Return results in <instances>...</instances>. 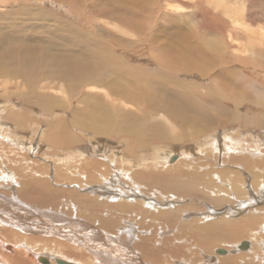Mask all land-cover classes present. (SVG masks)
<instances>
[{"label": "bare ground", "instance_id": "6f19581e", "mask_svg": "<svg viewBox=\"0 0 264 264\" xmlns=\"http://www.w3.org/2000/svg\"><path fill=\"white\" fill-rule=\"evenodd\" d=\"M56 1L70 4L73 2L72 4L77 7L87 9V19L90 22L88 21L86 27L91 31L79 32L78 28H83L79 19H77L79 23L77 20L69 23L64 18L51 15L53 13L49 11L17 7L20 1L16 5L6 4L5 7L9 10L5 15L0 11V57L3 58L0 61V79L6 80L2 81L4 87L2 97L4 100L13 97L24 109L38 108L47 114L56 110L65 111L66 114L74 99L78 100L79 105H83L84 99H81V95L91 97L88 101L97 99L99 103L92 105L94 111H87L86 105L78 106L76 111L69 112L72 116L69 121L66 122L62 118L58 121V125L50 128V132L58 135L57 141L53 144L68 151V148L79 143V137L63 135V129L71 125L80 132L86 134L91 132L98 138L120 141L124 152L110 146L113 150L109 151L101 145L103 149H98V152L103 157L96 155V159L108 158L105 167L102 162L100 163L103 165L87 163L83 157L85 153L73 154L74 152L69 150L73 160H79L75 171L82 173L80 178L87 181L88 185L78 187L83 193L81 196H76L74 192H65L63 195L60 191L52 195L54 197L63 195V199L70 202L67 204L68 210L64 211L68 215L72 214L76 220L64 225L63 229L64 234L72 238L70 241L73 244L64 245L62 241L48 240L54 245H59L58 254L64 258L63 260L57 256L31 255V251L26 249L29 245L25 242L20 243V248L25 247V250L14 251L1 243L4 250L2 253L9 260L7 262L9 264L20 262L75 264L73 261L77 259L79 264H142V262L147 264L150 258L156 263L169 264L165 256L173 259L171 255L175 253V249L178 250V247L173 245L174 243H168V240L172 237H180L181 246L179 244L178 246L185 250L191 248L184 246L186 242L183 237L186 236L194 239L195 244L190 253L188 252L187 258L190 260H197L195 253L191 254L194 248L204 244H217L226 252L225 255L216 257L218 264H264V253H261L264 252V152L262 151L264 150V116L241 115L242 112L234 108L231 110L232 123L241 124L239 131L230 128L231 116L230 118L225 116L229 113L225 108L227 101H233L234 105L239 107L243 99H246L252 106L261 105L264 109V26L260 29V25H257L249 12H243L241 9L237 13H231V10L224 11L225 6L214 7L210 12L196 8L201 14L194 12L195 15H189L177 12L176 7L170 6L171 12H166L167 7L162 6L163 2L158 0H102L101 3L100 0H93V3L88 5H85L88 0ZM194 3L192 2V7L183 8L188 10L203 4L200 1ZM17 17H20L19 21ZM227 17L230 19L229 22L224 20H229ZM23 19L30 23L41 22V26L30 28L21 21ZM2 21L4 23H1ZM49 21H54L55 26L45 25ZM105 22L124 25L125 31L135 36V41L133 40L132 43L124 41L123 36H111L107 41H102L98 35L102 29L100 26H104ZM194 22L202 24L204 30L202 33L205 36L199 33L200 29L192 30L190 24ZM214 27L216 32L213 30ZM40 35L49 38L43 40ZM36 44L43 45L39 54L28 58L20 57L21 59L15 62L17 51H24ZM135 47L147 51L154 60L169 65L179 57L192 58L196 54L200 59L193 58L197 63L193 62L185 73L196 72L209 81L200 85L188 81L187 77L184 80L179 78L180 76H174L170 68L163 64L150 68L141 66L139 63L141 60L137 63L122 56L123 53H127L130 59L132 54L129 53ZM42 64L55 67L56 72L54 70L46 72L47 69L42 71ZM59 65L62 67L60 68ZM159 69L162 71H157ZM172 69L181 70L176 66ZM251 69L256 70L259 76L250 77L245 74L244 71ZM147 72L153 73L150 76L151 80L155 79L154 75L165 77L170 82L167 92H160L152 81L145 80L144 74ZM55 85L64 96L68 94L67 99L60 100L57 98L58 95L51 96V99L45 98L47 95L45 91L57 92ZM197 85L203 88L206 95L197 91ZM172 86L176 91H172ZM7 87L13 91H8ZM223 87H227L229 91L226 93L222 90ZM244 89L251 93L242 94ZM96 90L102 91L103 96L98 92L94 93ZM234 93L239 96H234ZM201 107L205 109L203 117L200 121H196L195 118L201 117ZM176 108H180L181 112L177 113ZM78 112L86 114L78 118ZM90 112L92 115L88 116ZM6 113L5 117L8 120L24 126L25 116L18 110H8ZM162 119L168 120L173 129H167ZM211 121L212 123L215 121L216 124L210 123ZM4 123L0 120V130L6 125ZM161 127L163 130L159 131ZM258 128L261 129V134L259 132L257 134V131L252 132L253 129ZM154 129L156 132L150 133ZM174 129L177 131L175 132ZM186 129L188 131H185ZM219 130L224 132L226 130L230 135H225ZM20 132L24 133L23 127L20 128ZM202 135H205L202 139L204 141L200 139L194 150L188 151L186 147L181 146V142ZM54 137H47L45 141L51 142ZM217 139L220 142H217ZM9 140L13 141L11 144L16 145L21 151L19 153L15 151V155L12 154L14 149L1 151L4 159L0 165L1 182H9L12 189L17 184L28 185L33 189L34 195L46 197L47 194L41 192L45 187L43 183L46 175L39 176L38 173H41L42 169L38 170L37 165L30 164L29 158L22 153L24 149L30 151L33 146H30L25 139H22V142L10 138ZM157 140L160 144H170L171 149L162 150L161 147L156 146ZM131 142L132 147H130ZM88 150L86 154L90 155L89 152L93 151L88 152ZM194 151L198 152L197 162L187 161L186 157L194 154ZM61 159L62 157L59 160ZM10 161V165L4 166V163ZM215 164L219 168H216ZM225 164L226 167L227 164L231 166L239 164V169L235 171L223 169L222 166ZM116 165H121L122 168L116 170ZM90 166L98 169L100 172L98 178L90 174L86 177V169ZM107 167L112 169V173L108 172V176L102 175L101 173H104L102 171H106ZM4 170L5 175L2 173ZM69 172L70 170L68 173L63 172L65 177L60 178L62 173L58 171L53 179L68 181ZM88 179L101 180L102 184L92 186ZM72 184L74 185V182ZM204 196L208 197L207 201L211 203L210 205L204 200ZM22 199L28 201L24 195L19 201L22 202ZM108 199L115 204L103 205V203L108 204ZM199 199L207 203L204 212L203 209L192 211L194 203ZM14 201L17 202V198ZM14 201H0L5 204L0 209V238L8 239L12 236L3 230L6 225L13 226L20 233L25 234L32 232L31 230L40 233L58 232L51 223L46 227L42 225L43 222L49 223L46 215L43 218V214L33 216L29 211H25L26 214L22 211L18 212L20 210L17 209L18 206ZM40 202L43 206L45 201L40 200ZM57 206L52 207L58 209ZM186 217L189 219H185ZM81 218L93 226L90 225V231L87 233H78L79 227L76 223ZM175 225L180 227L177 228ZM104 230L110 233V237L104 235L102 232ZM164 231L168 233L166 236ZM162 232L164 233L160 234ZM118 235L121 236L120 240H116ZM154 235L159 237L155 238ZM68 237L65 238L66 241ZM241 238L247 239L244 242L248 244V248L244 250L246 256H242L243 252L237 249L241 243L232 244ZM131 245L139 252L126 254L128 251L126 248ZM226 245L228 246L225 247ZM181 249L178 251L182 253ZM162 250L167 251V255H162ZM217 250H213L215 254ZM239 255L242 256L241 261H236V256ZM71 258L74 260L72 261ZM208 261L211 264L215 259L210 257ZM7 262L3 263L7 264Z\"/></svg>", "mask_w": 264, "mask_h": 264}, {"label": "rangeland", "instance_id": "374dc122", "mask_svg": "<svg viewBox=\"0 0 264 264\" xmlns=\"http://www.w3.org/2000/svg\"><path fill=\"white\" fill-rule=\"evenodd\" d=\"M13 1L14 0H0V11H3V13H1V14L5 15V13L9 10L8 8L5 7L6 4H14V5H16V3H18L20 1L17 4L18 5L17 7H20V6L22 7L23 6L25 8L30 9V10H32V9L33 10H38V9L40 10L41 9V11H43V12L49 11V13L50 12L53 13L51 15H55L57 17L64 18L69 23H72L73 21H76L77 19H79V22H80L81 26L83 27V28H81V27L78 28L79 32H82V31L90 32L91 31L90 28L86 27L88 25V23L90 22L87 19V16H88L87 9H83L81 6H78L77 7V5L72 4L73 2L70 4V3H61V1H56V0H48V1L47 0L46 1L39 0L38 2L35 1V0H31V1L24 0L25 2L22 1V0H19V1L16 0L15 3H13ZM101 1L102 0H100V3H101ZM158 1H162L163 3L162 2H159V3L160 4L162 3L161 4L162 6L165 5L167 7L166 12H171L170 11L171 10L170 7H172V8L173 7H176V10L175 11L182 12V13L189 14V15L190 14L195 15L194 12H197V14L200 15L201 13L198 12V10H197L198 8H200L201 10H204L205 9V11L210 12V9H213L214 7L215 8H219V7H222V6L224 7L225 6L224 11L225 10H228V12H229L231 10V13H237L238 10L240 11L242 9L243 12H249L250 13V15L253 17V19L257 22V25H260V27L258 26L260 29H263L262 26H264V0H169L170 2H167L166 0H158ZM191 1L192 2H195L194 4H196L198 1H200L203 4L200 5V6H198V7L196 6L193 9H190L189 8L188 10H186L185 8H183V7H186V6L192 7L193 4H192ZM24 3L25 4L27 3V4L25 5ZM91 3H93V0H90V1L88 0L85 3V5H88V4H91ZM245 3H246V5H245ZM93 5H96V4H93ZM227 8H229V9H227ZM155 9H156V7H155ZM242 11H241V14L243 13ZM53 17L54 16H52L51 19H53ZM199 18H201V17H199ZM17 19L19 21L20 20V17H17ZM224 20H226L228 22L230 21V19L229 20L224 19ZM242 20H244V19H242ZM21 21H24V23L26 25H28V27H30V28L33 27V26L34 27L41 26V22H37L36 21V22H31L30 23V22H27L26 19H23ZM197 21L198 22H202V20H197ZM8 22L11 25L13 24L11 21H8ZM53 22L54 21H49V22L45 23V25L55 26L53 24ZM77 22H78V20H77ZM198 22L191 23L190 26L192 27V30L196 29V31H198L200 29L199 30L200 31L199 33L201 34L204 30H203L202 24L201 23H198ZM1 23H4V21H2ZM17 23H19V22H17ZM105 23L106 24L104 26H100V27H102V29H101V32L98 35V37H101L102 41H107V38L108 37H111V36H117V37H122L123 36L122 39H124V41L126 40V41H129L131 43L135 41V39H136L135 36L132 33L126 32L125 31L126 29L123 27L124 25H121L120 23H115V22H109V23L108 22H105ZM101 25H103V24H101ZM252 27H254V26H252ZM213 30H214V32H216V28L215 27L213 28ZM202 34H204V33H202ZM204 36H205V34H204ZM40 37L43 40H46V39L49 38L46 35H42V36L40 35ZM129 46H131V45H129ZM42 47H43V45L40 46V44H36V45L31 46V47H28V49H25L24 51H20V52L17 51L16 54L17 53L18 54L16 55L15 62L18 61V60H20L22 57L23 58L24 57L25 58H28L29 56H35V55L39 54V52L42 50ZM138 49H139L138 47L132 48L131 53H129V54H132V55H130V59H129V55L127 53H123L122 56L123 57H127L128 60L135 61L137 63L139 62L138 60H141L139 62L141 64V66H144L145 65V66L150 67V68H155L153 66L163 64V65L167 66L168 68H170V70L172 71V74L174 76H180L179 78L184 79V80H185V77H187L189 79L188 81H193V82H196V83H198L200 85H204L205 83L207 84V82L209 81L208 79H205L204 76H201L200 74H198L196 72L189 73V74L185 73L186 70H189L188 67L193 62L195 64L197 63V61H195L194 59H200V58L196 57V54L193 55L192 58L179 57V58H177L175 60L174 63H172V65H169V64H166V63H164V62H162V61H160L158 59H157L158 61L154 60L153 57L149 56V54L147 53V51H144L143 49H139V50ZM134 52H136V53H134ZM131 59H134V60H131ZM1 60H3L2 57H0V61ZM174 66H176L177 68H181V70L177 69V71H174L172 69ZM41 67H42V71H46V69H47L46 72H49V71L51 72L53 70L56 72L55 67L47 66L45 64H42ZM59 67L61 68L62 66L59 65ZM235 68H237V66ZM157 71L160 72V71H162V69H159ZM244 72H245L246 75H248L250 77L251 76H259L256 70L253 71L251 69V70H246ZM151 75H153V73H149V72L145 73L144 74V79L145 80L152 81L153 84H154V86L160 92H162V93L167 92V90L169 88L170 82L165 77H158L156 75H154V78L155 79L154 80H151L150 79V76ZM185 75H187V76H185ZM2 81L5 82L6 80L0 79V103H1L0 104V120H3L5 122L4 124H6V125H4L3 128L0 130V165H1L2 162H4V159H2V156H1V151L7 152V151H12L14 149V152L12 153L13 155L16 154L15 151L17 153H19L21 151V150H19L16 147V145L11 144V142H13V141H10L9 138L10 139L17 140L18 142H22V139H25V141H27L28 143H30V146L32 145L33 147H32V149L30 151H26L24 149V152H22V153H25L24 155L29 158L28 162L30 164H32L34 166L37 165L38 170L39 169H42L40 171H42L43 173L42 172L41 173H38L39 176L46 175L45 178H44L45 179L44 180V183H43L45 187H44V189L41 192L44 191V193L47 194V195H46V197L43 196L44 198H41L39 196V194L38 195H34L32 193L33 189L30 188V186H28V185H22V186H20L19 184H17L12 189V185L9 182H5V181H2L1 182V180H0V187L2 185V188L0 189V201H6V200L7 201L8 200L10 201L11 200L13 202L14 199L17 198V202L14 201V203L18 206V207L16 206L17 209L20 210L18 212H21L22 211V212H24L26 214L25 211H29V213L32 214L33 216H35V215L38 216V215H42L43 214V218H44V215H46V217L49 218L48 219L49 220V223L48 222H43L42 225L44 227H46V226H48V224L51 223L57 229L58 232L55 233L54 231H50L52 233H49V232L40 233L39 231L35 232V230H31L32 232L25 234V233H20L18 230H16L17 228H14L13 226L6 225V226H4L3 230L7 231V233L8 234H11L12 236L8 237V239L7 238L5 239L4 237H1L0 238L1 239L0 244L2 243L3 245H5V247L6 246L11 247L12 248L11 250L14 251L16 249L25 250V247L20 248L21 247L20 246V243H24L25 242L26 244L29 245L28 248H26V249H28L29 251H31L30 252L31 255L32 254H38V255L48 256V257L57 256L59 259H63L64 260V258H62L58 254L59 253L58 252V249H59L58 246L59 245H54V244L48 242V240L51 241V239H52V240H56V241H62V243L64 245L73 244V242L70 241L72 238H69L67 236V234H64L63 226L66 225V224H69V222L75 221L76 219H75V217L72 214L68 215L67 213H65L64 210H66V209L68 210L69 207H67V204H69L70 202L67 199L64 200L63 199V195L65 194V192L66 193L74 192L73 194H75L76 196H78V195L81 196L83 193H81V191H79L78 187L79 188H82L83 185H85V184L88 185V183H86L87 181L81 180L80 176H81L82 173L80 171H79V173H77V171H75V170H77V166H78L77 164H79V160L78 161L73 160V157L70 156V155H72L73 152H74L73 154H75V152L77 154H80V152L81 153H85V155L83 157L85 158V160H86L87 163H92L93 165L94 164H98V165H100V164L103 165L104 164V166L106 167L107 166V162H108V158H106V159L100 158V160H97L98 158L96 159V157H97L96 155H98L99 157L100 156L103 157L101 155V153L98 152V149H101V148L103 149V146H105L104 149H108L109 151L110 150H113V149H116L118 151H121L122 150V152H124L123 151V148L121 147L122 145L119 143L120 141L117 142L115 139L104 138V137L98 138L97 136H95L91 132H88V134H86L85 132L78 131L74 126H71L70 125V126H67V127H65L63 129V135L69 136V137L72 136V135L73 136H76V137H79L80 138L79 140L81 142L79 141V143L75 144L73 147L68 148L67 149L68 151H64L63 147L59 146L60 147L59 148L58 146H55L53 144L54 141H57L58 135H56L57 133H54L52 131L50 132L49 131L50 128L52 126L58 125V121H60V119H62V118L66 122L69 121L71 119V117H72L69 114V112L70 111H76L78 109V106L86 105L85 106V109L87 111L93 110V106H95L96 103H99V100L92 99L91 101H88L89 99H91V97L86 96V95H81V99H84V104L83 105H79L78 104V100L77 99H74L70 103V105L68 107L69 110L66 112V114H65V111H61V110L52 111V112H50V113L47 114L46 112H43V111H41L38 108H33V109H30V110H27L26 108L24 109L23 107H21L20 103L18 101H16L13 97L5 98V100H4V97H2V94H4L3 93L4 87H3ZM259 83L261 84L262 82H259ZM200 85H197V88H196L197 91H199L200 93H203L204 95H206L205 94L206 92L203 90V88L200 87ZM56 87L57 86L55 85V88ZM7 88H8V91H11V90L13 91V89L10 90V87H7ZM223 88H222V90L226 91V93L229 91V90H227V87H223ZM171 89H173V86H172ZM55 90H57V92H54V93L51 90L45 91L44 93L47 94V95H45V98L47 97V98H50L51 99L52 97H55L57 95H58L57 98L60 99V100H64L66 97L68 98V96H67L68 94L65 93L66 95L64 96L63 93L61 91H59L57 88ZM172 91H176V90L173 89ZM96 92H98L101 96H103V92L102 91H98V90L94 91V93H96ZM149 92H151V91H149ZM243 92L244 93H242V94H246V93L249 94V93H251L249 90L247 92L246 89H244ZM236 94L237 93H234L233 95L234 96H239L238 94L237 95ZM152 95H153V93H152ZM62 98H64V99H62ZM87 101L89 102V104H87ZM115 101H117V100H115ZM117 102H120V101H117ZM242 102H243V105H242ZM242 102L240 103L241 105L239 107H237L236 105H234L235 103L233 101H227L225 103L226 104L225 108L229 111V113H227L225 116L227 118L228 117L230 118V116H231V122H230L231 125H230V128H232V129L234 128L235 130L236 129L238 130V128H240L241 124H239V123H232L233 113H231L232 112L231 110H233L234 108L236 110L241 111L242 112L241 115L242 114H246V115L249 114V115H254V116H258V115H263L264 116V109L261 107V105H258L256 107H254L250 103H248L246 99H243ZM88 105L91 106V107H89ZM258 108H261V109H258ZM8 110H14V111H17L18 110L20 113H22V115L25 116V119H24V122H23L24 123V126H21L18 123L16 125V122H13V121L8 120L5 117V115L7 114L6 112ZM204 110H205L204 107H201V109H200V111H202L201 117L195 118L196 121H200V119L203 117ZM176 112L177 113L181 112L180 108H176ZM182 112H184V110H182ZM3 113H5V114H3ZM230 113H231V115H230ZM83 114L85 115L86 113L85 112L84 113L78 112L77 117L78 118L79 117L82 118L83 117ZM89 115H92V112H90L88 114V116ZM129 116H132L133 117L134 115H129ZM4 117H5V119H4ZM191 117H193V114H191ZM162 121H164L163 122V125L166 126L167 129H173L172 128V124H170V122L168 120H167L168 122L165 121V120H163V119H162ZM210 123H212V121ZM212 124H216V122L214 121ZM14 126H15V128H14ZM5 127L7 128L8 131L6 130ZM8 127H9V129H8ZM21 127L24 128V133L23 132L22 133L20 132V128ZM215 127H216V125H215ZM161 129H162V127L159 129V131ZM260 130L261 129L258 128V129H253V131L252 130H250V131H252V132H254V131L256 132L257 131L256 132L257 134H258V132L261 134V131ZM174 131L176 132L177 130L174 129ZM185 131H188V130L186 129ZM219 131L221 133L224 132V130H222V131L219 130ZM155 132L156 131L154 129V131L152 130V132H150V133H155ZM252 132H250V133H252ZM213 133H215V132H213ZM224 134L225 135L226 134L230 135L226 130H225ZM4 135L8 136V138L6 136H4ZM245 135H248V134H245ZM84 136L86 138H84ZM47 137H50V138L54 137V140L51 141V142H46L45 139H47ZM204 137H205V135H202V136H199V137H192L191 139H194V140L189 139L187 142H183V143L181 142V144H182L181 146H183L184 148L186 147L188 151L194 150L195 148H197V145L196 144L198 143V141L200 139H201V141H204V140H202V139H204ZM84 139H85V141H84ZM98 139H101V140H98ZM102 140H104L105 142L102 141ZM25 141L23 140V143H25ZM218 141L220 142L219 139H217V142ZM18 142H15V144H17ZM96 142L97 143L99 142L98 145H97ZM112 142H114L117 146L115 144H113ZM155 143L157 144L156 146H158L159 148L161 147L162 150H165L166 151V150L171 149L170 148L171 147L170 144H164V143L160 144V142L158 140L155 141ZM101 145H103V146L101 147ZM119 145H120V147H119ZM130 145H131L130 147H132V145H133L132 142H131ZM93 146H95L97 148H94ZM109 146L111 148H113V149H111ZM36 147H37V149H36ZM91 148H93V149H91ZM150 149H152V148H150ZM177 149H179V148H177ZM69 150L72 153H69ZM76 150L79 151V152H77ZM87 150H88V152L89 151H93V152H89L90 155H88V154H86ZM32 151H34V152H32ZM150 151H152V150H150ZM262 151L264 152V150H262ZM35 153H37V155ZM197 154H198V152H195L194 151V154L188 155L186 157L187 161L191 160L193 162H197V160H198V158L196 156ZM61 157H62V159L59 160ZM64 157H66V158H64ZM209 158H211V157H209ZM30 159H32V161ZM62 160H64V161H62ZM60 161H62V162L60 163ZM100 162H102L103 164L100 163ZM10 163H11V161L10 162H7V163H4L5 164L4 166L10 165ZM67 163H69V164H67ZM68 165H69V167H68ZM120 167L122 168L121 165L120 166L119 165H116L115 166V169L117 170ZM227 167H226V164H225V166H222L223 169L226 168V169H229V171H231V170H234L235 171V170H238L239 169V164L237 166H231V165H228L227 164ZM59 168H61V169L59 170ZM71 168H73V170H71ZM107 168L108 169L106 171L105 170L102 171V172H104V173H101L102 175L104 174V175H107L108 176V172L109 173H112V171H111L112 169L111 168L109 169V167H107ZM216 168H219V167L216 165ZM57 169H58L59 172L61 171V173H62V174H60V178H64L65 177L64 176L65 174L63 172H67L68 173V171L70 170V172H69L70 179L68 181H65V179L59 180L58 178L53 179V177L55 176L56 172H58ZM86 171H87L86 172L87 173V176L86 177H88L89 174L90 175H94L95 178H98L99 177L97 175L100 172H98V169L97 168H94V167H91L90 166L88 169H86ZM2 173H4V175H5L6 171L4 170ZM88 180L90 181V185L92 184V186H96V185H98L100 183L102 184V181L101 180H99V181H97L95 179L94 180L88 179ZM73 182H74V185L72 184ZM71 184H72V186H71ZM40 188H41V186H40ZM83 189H86V188H83ZM56 191L63 192L62 193L63 195H59V197L58 196L57 197H54L52 194L54 192H56ZM84 191L86 192V190H84ZM20 192H22L23 194H20ZM87 194H88V192H87ZM17 195H20L21 197L20 196H17ZM23 195L25 196L26 200H28V201H24V199H22V202L19 201V199L22 198ZM193 198L196 199L195 197H193ZM58 199L60 200V202H58L59 201ZM40 200L45 201L43 203V206L40 205L41 202H42V201L40 202ZM204 200L207 201L209 199H208V197H205ZM204 200L203 201H200V199H199L197 202H195L194 203L195 206L193 207L192 211H198V210H202L203 209V212H204V207H207V203L204 202ZM248 200H249V198H247V201ZM107 202H108V204L107 203H103V205L106 206V205H110V204H113V205L115 204V203L111 202L110 200L107 201ZM58 204L60 206H57ZM210 204L211 203H209V205ZM0 205H1L0 206V209H1L2 207H4L5 204H3V203L0 202ZM52 206H57L58 209L57 208L55 209ZM138 206L139 205H137V207ZM196 206H197V208H196ZM185 219L188 220L189 218L186 217ZM238 219L240 220L241 218H238ZM44 220H46V219H44ZM241 220H244V218H242ZM76 224L79 227V230H78V233L79 234L82 233V232H86V233L89 232L90 231V225L92 226V224L86 222L83 218L79 219ZM175 226L177 228L180 227V225H175ZM188 226H189V224H188ZM9 229H11L13 232H11V230H9ZM102 232L104 233V235L110 237V233L107 232L106 230H104ZM164 232H162L160 234H163L164 233V235L166 236V234H168V233H166L167 231H164ZM144 236H146V235H144ZM154 236H155V238L159 237V235H154ZM67 237H68V239L66 241L65 238H67ZM120 237L121 236L118 235L116 240H120ZM165 239H167V238H165ZM172 239H173L174 242H172ZM172 239L168 240V243L169 242H171V244L174 243L173 245L177 246L178 247V250L181 249V247H180L181 246V243H179V242H181L180 237L179 238L172 237ZM183 239L185 240L186 243H185V245L184 244H182V245L188 246V247H191V248L194 247V245H195L194 244V239L192 240V238H189V237H186V236L183 237ZM246 241H247V239L241 238V239L233 242L232 244H235L237 242L238 243H242V242H246ZM2 244L0 245V264H4L3 263L4 261H6V262L9 261L8 259H6L4 257V255H3L4 253H2V251H4L3 248H2V246H3ZM178 244L180 246H178ZM227 246L228 245H226L225 247H227ZM64 247H66V246H64ZM134 248L135 247H133L132 245L130 247H127L126 249L128 251H127L126 254H131V253L134 254L136 252H139V250L136 251ZM191 248L185 249V250L181 249L183 251L182 253L180 251H178V250L175 249V253L173 255H171L173 257V259L170 258V257H168V256H165L166 259H168L167 262H169V264H210V261H208V259L210 257H213L215 259V262H213L211 264H218L216 262L217 261L216 260V257H221V256L220 255H216L214 253V251L217 250V249L218 250L220 249V250H224L225 251V249L223 247H220V245H217V244H211V245L207 244L206 245V244H204V246H200V247L194 248L193 249V253L191 252V254H194L195 253V258L197 259L196 261H193V260H190L189 258H187V256L190 253L189 251H191ZM211 250H212L213 253L211 252ZM241 252H243V254H244V255L241 254L242 256H246L247 255V253H244L245 251H241ZM41 253H43V254H41ZM44 253L47 254V255H45ZM261 253H264V252L261 251ZM161 254L162 255H167V251L162 250L161 251ZM61 255H64V254H61ZM241 255L236 256V261H238V260L241 261L240 260L241 259L240 257H242ZM263 256H264V254H263ZM66 257L69 258V256H66ZM230 257H233V256H230ZM71 259H72V261L74 260V258H71ZM65 260H67V259H65ZM75 260L76 261H73V263H75V264H79L80 263L77 259H75ZM10 262H11V260H10ZM135 262H139V260H135ZM20 263L21 264H27L25 262L24 263L20 262ZM7 264H9V262H7ZM15 264H18V263H15ZM142 264H146V263H143L142 262ZM147 264H162V263H156V262H154V260H152V259L149 258V260L147 261Z\"/></svg>", "mask_w": 264, "mask_h": 264}, {"label": "water", "instance_id": "95a60500", "mask_svg": "<svg viewBox=\"0 0 264 264\" xmlns=\"http://www.w3.org/2000/svg\"><path fill=\"white\" fill-rule=\"evenodd\" d=\"M247 248H248V244H246V243L243 242V243H241V244L238 246L237 249L240 250V251H244V250H246ZM216 254L222 256V255H225L226 252L223 251V250H217V251H216ZM58 264H65V263L58 262Z\"/></svg>", "mask_w": 264, "mask_h": 264}]
</instances>
